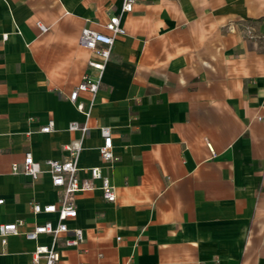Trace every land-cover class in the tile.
Listing matches in <instances>:
<instances>
[{
	"label": "crops",
	"instance_id": "1",
	"mask_svg": "<svg viewBox=\"0 0 264 264\" xmlns=\"http://www.w3.org/2000/svg\"><path fill=\"white\" fill-rule=\"evenodd\" d=\"M122 3L0 0V223H56L30 208L60 203L49 174L32 180L11 165L28 153L68 160L79 145L78 175L99 167L116 199L99 180L71 195L66 223L83 241L59 238L62 264H264V0H134L125 13ZM118 14L125 34L100 87L78 94L86 116L69 100L93 73L78 39ZM101 126L115 161L99 154ZM37 244L51 237H8L0 264H32Z\"/></svg>",
	"mask_w": 264,
	"mask_h": 264
},
{
	"label": "built area",
	"instance_id": "2",
	"mask_svg": "<svg viewBox=\"0 0 264 264\" xmlns=\"http://www.w3.org/2000/svg\"><path fill=\"white\" fill-rule=\"evenodd\" d=\"M134 0H123L121 12H130L133 8ZM107 32L95 31L87 27L81 30L78 43L94 54V59L89 61L88 67L93 73L85 72L82 80L70 93L69 100L80 112L89 116V111L84 110V104L78 102V94L82 91L91 93L92 97L97 93L105 65L110 57L112 46L117 36L125 34L121 25V15L110 16L104 25ZM42 28V26H41ZM91 105V104H90ZM50 122L40 129L41 132L51 131ZM69 129L80 131L85 135L88 127L80 126L78 123H71ZM102 137V144L98 148L99 154L104 161H115L113 153V144L111 129L107 126L99 127ZM70 152V159L57 160L47 159L44 163L36 161L30 153L26 154L21 162H15L11 165V172L14 175L22 174L35 180L42 173L50 176L52 185L62 192V199L59 204H41L37 201L30 203L33 214H55L57 221L53 223L50 220L35 225L30 230H22L24 222L18 220L9 223H0V256L5 254L7 239L10 236H23L26 239L36 241L41 235L51 237L50 245L37 244L30 253L32 264H62L61 253L57 247L59 238L67 233H71L64 241L65 246H78L83 241V231L80 228L70 229L66 223L67 220L73 219L77 215V210L71 195L78 192L92 191L95 187V181H100V190L103 198L108 202H114L116 199L115 187L109 182L108 178L101 173L99 167H90L86 169L87 176L78 175L77 159L80 151L79 145L67 146ZM3 199H0V204Z\"/></svg>",
	"mask_w": 264,
	"mask_h": 264
}]
</instances>
